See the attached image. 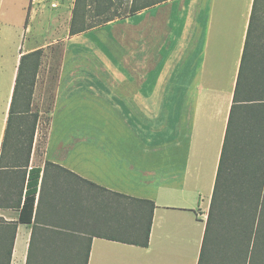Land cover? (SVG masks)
<instances>
[{"label": "crops", "instance_id": "0c3cea01", "mask_svg": "<svg viewBox=\"0 0 264 264\" xmlns=\"http://www.w3.org/2000/svg\"><path fill=\"white\" fill-rule=\"evenodd\" d=\"M13 1V66H0V264H198L254 0H165L67 27L46 129L39 116L21 168L12 147L1 154L17 66L51 41L19 38L35 25L56 36L61 12ZM26 193L30 218L19 220Z\"/></svg>", "mask_w": 264, "mask_h": 264}, {"label": "trees", "instance_id": "16d2710c", "mask_svg": "<svg viewBox=\"0 0 264 264\" xmlns=\"http://www.w3.org/2000/svg\"><path fill=\"white\" fill-rule=\"evenodd\" d=\"M165 0H73L68 35L84 32ZM264 0H254L233 92L198 264H264ZM42 48L20 55L1 154L27 166L39 114L31 101ZM49 164L46 162L45 166ZM60 169H63L59 167ZM64 170V169H63ZM21 177L20 205L25 169ZM141 245L148 244L153 203ZM33 197L25 196L19 220H28ZM10 247L7 257L10 255ZM6 257V259H7Z\"/></svg>", "mask_w": 264, "mask_h": 264}, {"label": "rangeland", "instance_id": "374dc122", "mask_svg": "<svg viewBox=\"0 0 264 264\" xmlns=\"http://www.w3.org/2000/svg\"><path fill=\"white\" fill-rule=\"evenodd\" d=\"M72 1L73 0H52V2L51 0L46 1V10L52 13L55 10L61 12L60 23H58L56 27V36H54V30L50 31L49 34L43 33V30L46 28L45 25H35V27H32L31 32H26L24 38H19V43L21 44L22 42L24 46L28 44L30 40L34 39V37L36 40L50 39L51 41V43H49L48 41L46 46L42 48L41 64L38 70L41 78L39 81V91L37 92V94H39V96L43 94L44 96L42 99L41 97H39L37 100L33 101L32 106V109L38 111V113L39 111H41V113L39 114L41 123V125L39 126V130L40 136L42 137L44 135L48 121V112L52 103L51 99L54 78L61 57L62 42L60 41V39L64 38L67 35L68 20ZM13 3V0H2V2L0 3V66L9 68L10 70L13 66L12 57L14 55V50L12 47L13 45L10 41V29L12 26L10 21L14 18ZM51 3L53 6H51ZM22 13L23 18H25L26 11L24 10L22 11ZM49 25L52 26V22H50ZM260 25H264V20L260 23ZM48 28L50 27L48 26ZM54 38H56L57 41H54L56 40ZM42 137H40L39 143H41ZM204 192L205 191H202V196H206ZM206 198L207 197H204V202L207 200Z\"/></svg>", "mask_w": 264, "mask_h": 264}]
</instances>
